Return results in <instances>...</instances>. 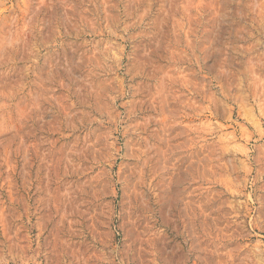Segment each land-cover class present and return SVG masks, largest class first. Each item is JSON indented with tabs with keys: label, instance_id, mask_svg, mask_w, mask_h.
I'll return each mask as SVG.
<instances>
[{
	"label": "rangeland",
	"instance_id": "rangeland-1",
	"mask_svg": "<svg viewBox=\"0 0 264 264\" xmlns=\"http://www.w3.org/2000/svg\"><path fill=\"white\" fill-rule=\"evenodd\" d=\"M0 264H264V0H0Z\"/></svg>",
	"mask_w": 264,
	"mask_h": 264
}]
</instances>
